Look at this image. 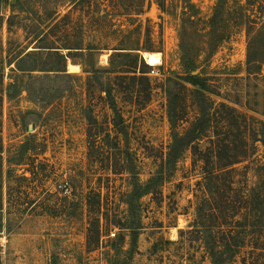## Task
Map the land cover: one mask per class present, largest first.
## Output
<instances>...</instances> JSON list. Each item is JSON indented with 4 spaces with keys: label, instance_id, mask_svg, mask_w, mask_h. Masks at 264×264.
Listing matches in <instances>:
<instances>
[{
    "label": "rangeland",
    "instance_id": "obj_1",
    "mask_svg": "<svg viewBox=\"0 0 264 264\" xmlns=\"http://www.w3.org/2000/svg\"><path fill=\"white\" fill-rule=\"evenodd\" d=\"M217 2L0 0V264L124 259L127 168L145 184L165 159L173 131L169 95L176 96L179 135L198 117L183 80L181 41L195 55L192 74L209 87L210 128L140 199L130 262L211 264L210 243L224 232L222 243L230 235L242 243L227 264H264V61L247 63L244 24L264 16V0H224L211 26ZM69 65L78 68L69 72ZM13 75L20 94L8 101L4 91ZM25 142L24 165H11L15 176L7 180V160ZM224 145L247 150L231 166L234 187L245 196L258 193L259 206L250 201L240 208L234 228L197 221L198 209L207 208L204 169L226 162L213 156Z\"/></svg>",
    "mask_w": 264,
    "mask_h": 264
},
{
    "label": "trees",
    "instance_id": "obj_2",
    "mask_svg": "<svg viewBox=\"0 0 264 264\" xmlns=\"http://www.w3.org/2000/svg\"><path fill=\"white\" fill-rule=\"evenodd\" d=\"M75 3V2H74ZM224 6V0H218L214 14L210 18L211 26H214L218 16L220 15ZM246 27V37H247V63H260L264 61V16L262 15L259 21L246 20L244 22ZM185 41H181L179 47L181 51V64L184 70H186V76L184 77L185 83L192 87V96L197 106L198 117L190 126V128L182 135H179L174 129L177 127L179 120L178 104L176 96L174 94L169 95L168 98V117L172 128L171 142L168 147V151L165 155V159L160 163L159 169L154 176H152L145 184H141L135 173L134 169H128L129 174L132 177V188L127 197L128 206V249L125 252L124 259H114L113 264H131V259L133 255L137 252V241L139 236V230L141 229L140 221V199L149 193H151L163 180L164 177L168 175L171 166H173L183 151L192 145L195 141L199 140L206 131L210 128V121L212 117L213 102L211 99L206 98V93H209V87L207 82L198 74H192L196 68L197 63L195 61V55L187 49ZM95 49V48H91ZM60 58H64L63 55H59ZM65 60V59H64ZM58 72H63V70H56ZM14 76V77H13ZM4 91V94L8 101L14 100L20 94L19 84L15 81L16 75H13ZM110 94V92H108ZM0 96V104H1ZM1 106V105H0ZM220 107L225 105L219 104ZM115 110V109H114ZM116 123L115 126L119 127V133L124 134V130L121 128L120 123L121 117L115 110ZM1 125V121H0ZM27 142L22 143L15 147L16 155L13 158L7 160V165L9 166L6 179L10 180L15 175L11 170V165H24L25 154L28 152ZM2 145L0 143V233L3 230L2 227ZM247 150L244 149H232L228 146H218L216 151H214L213 156L220 162L223 158L226 162L222 165H215L217 163H212V165H207L204 169V181L205 189L207 192L208 199H204L207 208L198 209V220L202 221L208 218L220 221L219 224L222 226L236 227L235 225L239 223L238 220H233V217L240 212V208L244 205L250 203V201H255L252 203L253 208L259 206L257 203L258 199L257 191L254 189L249 193L250 195H244L240 188L234 187V179L232 175L235 170L231 168L235 163H237L238 157H246ZM238 158V159H237ZM20 180H25V177H18ZM9 195V194H8ZM24 209H20L19 212L22 213ZM198 223H195V227ZM200 226V225H199ZM225 238V233L222 232L221 236L216 240H212L210 243L209 257L211 259V264H227L231 261L240 248V243L237 238L230 235L231 242L222 243Z\"/></svg>",
    "mask_w": 264,
    "mask_h": 264
},
{
    "label": "bare ground",
    "instance_id": "obj_3",
    "mask_svg": "<svg viewBox=\"0 0 264 264\" xmlns=\"http://www.w3.org/2000/svg\"><path fill=\"white\" fill-rule=\"evenodd\" d=\"M145 62H146V60H145ZM77 68H78L77 66L69 65V67H68V71H69V72H71V71H76Z\"/></svg>",
    "mask_w": 264,
    "mask_h": 264
},
{
    "label": "water",
    "instance_id": "obj_4",
    "mask_svg": "<svg viewBox=\"0 0 264 264\" xmlns=\"http://www.w3.org/2000/svg\"><path fill=\"white\" fill-rule=\"evenodd\" d=\"M142 59L145 61V58L143 57V55H142Z\"/></svg>",
    "mask_w": 264,
    "mask_h": 264
}]
</instances>
